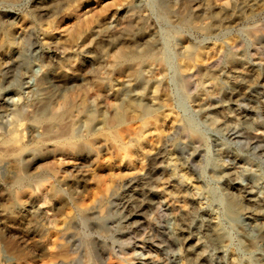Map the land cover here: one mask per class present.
I'll return each mask as SVG.
<instances>
[{
	"label": "rangeland",
	"instance_id": "374dc122",
	"mask_svg": "<svg viewBox=\"0 0 264 264\" xmlns=\"http://www.w3.org/2000/svg\"><path fill=\"white\" fill-rule=\"evenodd\" d=\"M0 264H264V0H0Z\"/></svg>",
	"mask_w": 264,
	"mask_h": 264
},
{
	"label": "bare ground",
	"instance_id": "6f19581e",
	"mask_svg": "<svg viewBox=\"0 0 264 264\" xmlns=\"http://www.w3.org/2000/svg\"><path fill=\"white\" fill-rule=\"evenodd\" d=\"M51 2H53V0H51ZM44 4V3H43ZM43 9V8H42ZM41 9V10H42ZM48 12V11H47ZM124 27V26H123ZM123 29V28H122ZM121 29V30H122ZM127 30V34L129 33V35H130V32H131V29L129 28H127L126 29ZM134 30V29H133ZM124 31V30H123ZM119 32H120V30H119ZM123 33H125V32H123ZM104 34V33H103ZM127 34H126V36H127ZM102 35V34H101ZM118 35H120V34H118ZM131 36V35H130ZM101 37V36H100ZM97 38H98V34H97ZM127 38V37H126ZM113 40V39H112ZM110 42V41H109ZM111 44V43H110ZM115 44V43H114ZM133 46V45H132ZM138 47V46H137ZM104 49V48H103ZM102 53V52H101ZM102 56V55H101ZM150 58H153V56H149ZM124 58V57H123ZM127 58V57H126ZM142 55L141 54H131L130 56H129V58H128V60H127V64L126 65H128V67L129 66H131V64H135V67L134 68H132V71H133V75H134V77H135V80L136 81H138V82H141V76H140V73H139V71H140V69H138V65L137 64H139V62L142 60ZM97 60H98V58H97ZM96 60V61H97ZM100 61V60H99ZM120 66V65H119ZM50 68V67H49ZM48 72V71H47ZM244 80V79H243ZM246 80V79H245ZM244 80V81H245ZM245 83V82H244ZM243 83V84H244ZM248 84V83H247ZM233 95L234 96H237V94L236 93H233ZM242 96H243V94H242ZM238 97V96H237ZM240 97V96H239ZM127 101V103H128V106H127V108H126V110H127V112H129L128 110H130L131 112H133V111H136L139 115H141V117L142 116H144L147 112H148V106H146L144 103H142L141 102V100H138V99H136L135 97H133V96H128V98L126 99ZM50 100L49 99H46L45 98V101H43L42 103H41V105H40V109L39 110H43L45 107H48L50 104ZM68 103V102H67ZM64 104L62 107H61V109L60 110H56V111H54L53 113H51L49 116H46V117H44V116H42V113L41 114H33V115H31V116H29V120L32 122H40V120H46V122L48 121V123H50V125H48V126H52L53 125V127H54V125L56 124V123H59L60 121H62V119L60 120V118L62 117V114L65 112V111H67V110H69V108H70V104ZM45 110V109H44ZM32 112V111H31ZM36 112H38V111H36ZM68 112V111H67ZM47 113V112H46ZM66 114V113H65ZM137 114V115H138ZM64 116V115H63ZM60 120V121H59ZM41 122H43V121H41ZM44 123V122H43ZM65 125V124H64ZM44 126V125H43ZM56 126V125H55ZM42 127V126H41ZM64 127V126H63ZM49 128V127H48ZM66 128V127H65ZM15 131V130H14ZM19 131V130H18ZM16 132V131H15ZM14 132H12L11 134H13ZM17 133V132H16ZM62 132H60V134H61ZM261 132H256V134H260ZM10 134V135H11ZM59 134V133H58ZM13 135H15V134H13ZM19 135V134H18ZM31 135V134H30ZM262 135V134H261ZM258 136V135H257ZM260 136V135H259ZM18 137V136H17ZM16 137L14 136V138L13 137H11L10 139H9V141H14V139H15ZM19 138V137H18ZM8 140V139H7ZM16 141H17V139H16ZM24 141V140H23ZM21 192V191H20ZM27 192V191H26ZM25 192V193H26ZM19 194V193H18ZM23 194V193H22ZM254 223V222H253ZM256 224V223H255ZM257 227V226H256Z\"/></svg>",
	"mask_w": 264,
	"mask_h": 264
}]
</instances>
